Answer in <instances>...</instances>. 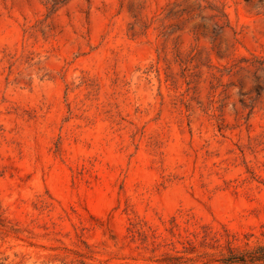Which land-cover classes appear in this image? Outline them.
<instances>
[{
	"label": "rangeland",
	"instance_id": "obj_1",
	"mask_svg": "<svg viewBox=\"0 0 264 264\" xmlns=\"http://www.w3.org/2000/svg\"><path fill=\"white\" fill-rule=\"evenodd\" d=\"M0 0V264H242L264 246V0Z\"/></svg>",
	"mask_w": 264,
	"mask_h": 264
},
{
	"label": "trees",
	"instance_id": "obj_2",
	"mask_svg": "<svg viewBox=\"0 0 264 264\" xmlns=\"http://www.w3.org/2000/svg\"><path fill=\"white\" fill-rule=\"evenodd\" d=\"M50 4L49 10L54 11L59 5L66 0H46ZM227 261L239 262L242 264H264V246H259L251 251H246L239 257H230Z\"/></svg>",
	"mask_w": 264,
	"mask_h": 264
}]
</instances>
